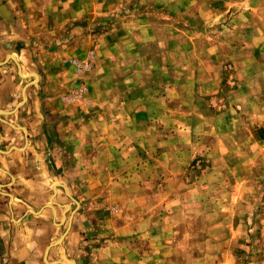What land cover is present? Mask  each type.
<instances>
[{
    "label": "rangeland",
    "instance_id": "rangeland-1",
    "mask_svg": "<svg viewBox=\"0 0 264 264\" xmlns=\"http://www.w3.org/2000/svg\"><path fill=\"white\" fill-rule=\"evenodd\" d=\"M90 10L75 21L89 51L58 99L75 109L59 119L82 127L60 143L62 163L108 166L90 173L111 181L97 188L105 229L92 247L120 264H264V0ZM98 54L112 89L94 99ZM89 125L108 137L89 140Z\"/></svg>",
    "mask_w": 264,
    "mask_h": 264
},
{
    "label": "crops",
    "instance_id": "crops-1",
    "mask_svg": "<svg viewBox=\"0 0 264 264\" xmlns=\"http://www.w3.org/2000/svg\"><path fill=\"white\" fill-rule=\"evenodd\" d=\"M95 4L0 0V264H120L113 250L105 255L90 244L95 226L105 229L97 188L103 191L111 182L98 184L90 173L108 166L81 168L61 159L60 143L74 144L82 127L74 118L59 119L75 109L67 110L58 98L74 85L71 61L89 51L75 21ZM98 55L85 76L87 97L94 99L112 87L103 86L112 76L109 57ZM108 133L89 125L87 136L103 139ZM82 175L86 180H79ZM94 251L104 256L97 261Z\"/></svg>",
    "mask_w": 264,
    "mask_h": 264
},
{
    "label": "water",
    "instance_id": "water-1",
    "mask_svg": "<svg viewBox=\"0 0 264 264\" xmlns=\"http://www.w3.org/2000/svg\"><path fill=\"white\" fill-rule=\"evenodd\" d=\"M31 76H32V78L33 79H36V75L34 74V73H31L30 74ZM71 201L76 205V202L71 198ZM72 214V213H71ZM69 219H70V217H69ZM68 227H69V223H68V225H67V227H66V230H65V232H64V234L66 233V231L68 230ZM63 234V235H64ZM62 235V236H63ZM62 236L58 239V242H60V240L62 239ZM66 264H73V263H66Z\"/></svg>",
    "mask_w": 264,
    "mask_h": 264
}]
</instances>
